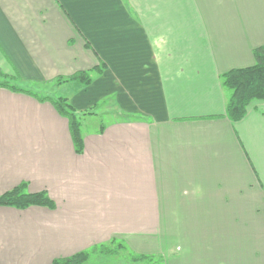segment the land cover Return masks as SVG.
I'll return each mask as SVG.
<instances>
[{"label":"crops","instance_id":"1","mask_svg":"<svg viewBox=\"0 0 264 264\" xmlns=\"http://www.w3.org/2000/svg\"><path fill=\"white\" fill-rule=\"evenodd\" d=\"M262 44L264 0H0L2 73L88 70L44 96L111 113L82 117L77 152L51 100L0 86V193L54 200L0 205V264L113 241L164 264H264V99L230 120L222 77Z\"/></svg>","mask_w":264,"mask_h":264},{"label":"trees","instance_id":"2","mask_svg":"<svg viewBox=\"0 0 264 264\" xmlns=\"http://www.w3.org/2000/svg\"><path fill=\"white\" fill-rule=\"evenodd\" d=\"M255 63L250 66L232 68L223 73V84L229 89V97L226 104V115L232 121L242 119L249 108L250 103L256 99H264V44L257 46L253 50ZM0 74L6 76L0 70ZM59 80H75L84 85L91 81L90 71L80 70L67 77H57ZM0 86L14 90H28L13 86L7 81H0ZM30 92V91H29ZM39 99H49L56 106L57 110L68 119L71 137L77 152L84 149V137L82 133V117L88 112H78L65 96H44L37 93ZM54 205V200L46 190L31 192L27 183L23 182L13 188L0 193V205L14 206L17 208H27L31 205ZM99 251L105 254H116L117 250H112L107 244L101 243L92 246L90 249L81 250L70 256L57 257L51 264H88L91 252ZM139 260L151 259L153 255H135Z\"/></svg>","mask_w":264,"mask_h":264},{"label":"rangeland","instance_id":"3","mask_svg":"<svg viewBox=\"0 0 264 264\" xmlns=\"http://www.w3.org/2000/svg\"><path fill=\"white\" fill-rule=\"evenodd\" d=\"M0 81H7L13 86H18L20 88H28L31 89L35 88L36 91L40 92V94H51V95H57L58 92H61V90H57L61 87L62 84H64L63 80L55 79L52 83H39V84H32V82L25 81L19 73L14 70L12 71V75H3L0 74ZM27 83V84H26ZM34 89V90H35ZM99 105L95 106L93 109H91L88 112L89 114H96L99 113V116H86L85 122L87 121L88 126H95L99 125L101 122L106 121L110 116V112H102L101 109L103 107H98ZM102 117V118H101ZM111 117V116H110ZM103 120V121H102ZM108 247L112 250H117L116 254H105L101 253L99 251L91 252L88 262L91 259V256L95 253L97 254H104L101 256L100 260H98L94 264H164L162 258L153 256L151 259H144L139 260L136 257H132L134 253L128 248V246L125 248L124 245L121 246L119 244V241H113L107 244Z\"/></svg>","mask_w":264,"mask_h":264}]
</instances>
